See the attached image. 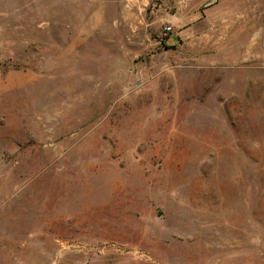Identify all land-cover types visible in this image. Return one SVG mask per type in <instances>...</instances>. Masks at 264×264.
I'll return each instance as SVG.
<instances>
[{
    "label": "rangeland",
    "instance_id": "1",
    "mask_svg": "<svg viewBox=\"0 0 264 264\" xmlns=\"http://www.w3.org/2000/svg\"><path fill=\"white\" fill-rule=\"evenodd\" d=\"M0 264H264V0H0Z\"/></svg>",
    "mask_w": 264,
    "mask_h": 264
},
{
    "label": "built area",
    "instance_id": "2",
    "mask_svg": "<svg viewBox=\"0 0 264 264\" xmlns=\"http://www.w3.org/2000/svg\"><path fill=\"white\" fill-rule=\"evenodd\" d=\"M168 31V30H167Z\"/></svg>",
    "mask_w": 264,
    "mask_h": 264
}]
</instances>
